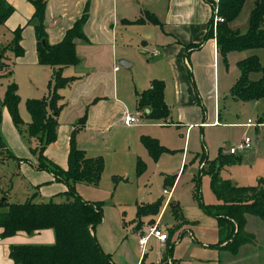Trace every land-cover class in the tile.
I'll return each instance as SVG.
<instances>
[{
	"label": "crops",
	"instance_id": "crops-1",
	"mask_svg": "<svg viewBox=\"0 0 264 264\" xmlns=\"http://www.w3.org/2000/svg\"><path fill=\"white\" fill-rule=\"evenodd\" d=\"M7 1L15 10L4 24H0L1 53H4L3 61L9 65L7 71L0 75L2 79L1 77H7L9 72L8 83L5 86L0 85V100H3L8 85L15 81L20 95L19 109L25 123L23 126L26 128L31 121L26 101L29 98H43L49 94V83L54 69L39 61L37 20L32 18L35 13L32 0ZM211 1L219 0H47L45 28L51 44L59 43L64 38L66 32L73 27L87 7L89 17L83 28L88 41L75 39L79 62L63 68L65 77L75 79L59 91L63 108L58 116L57 139L46 147L45 155L62 168H68L72 134L80 126L79 120L85 114L87 119L85 125L76 133V143L79 148L85 150L87 156H102L106 163L107 154L111 150L115 154L120 151L131 152L132 138L121 135L116 129L121 124L126 129L146 128L159 124V122H145L151 120L137 106L138 93L148 89L154 79L165 82V101L170 108V116L163 119L166 123L164 126L174 125L184 128L185 125V140L190 130L197 125L220 126L222 124L221 91L228 92L230 98L238 100L231 96V88L238 78H230L227 69V73L224 71L223 74L221 71L220 62L224 57L219 52L216 37L205 39L214 12ZM256 1H252L250 11ZM234 21L230 24L232 28L242 33L248 30L242 31ZM20 27L24 53L16 56L12 47L6 50L3 47L12 41L14 31ZM214 30L216 32L215 27ZM197 44H200V47L193 46ZM244 51L228 53L224 62L232 54L235 58V53H244L236 57L238 60L235 58L236 64L243 58L257 54L255 49ZM119 61L120 63L126 61L127 64H122L123 67L120 68L117 64ZM123 74L128 75L129 81L122 83ZM128 113L140 114L139 123L126 125L123 118ZM1 131L8 146L13 148V152L18 157L16 160L21 165L19 172L21 179L19 183L15 182L12 185L11 191L0 188V199L5 192L9 197H12L11 192H19L18 195L21 192L24 199L28 200L32 195L37 194L40 200H45L56 197L68 189V185L55 180L50 171L36 168L38 155L32 152L31 147L36 145L37 140L35 138L29 140L27 134L20 131L6 106L1 108ZM150 134L157 136L158 140L167 145V140L161 132H150ZM219 149H223V155L239 157L240 161L243 152L252 147L238 154H231L230 147L222 146ZM251 170L260 178L264 173L263 169H256L255 166ZM220 175L236 185L247 186L245 183L248 182L234 180L232 173L230 176ZM176 181L177 178L171 188H164L171 189L172 193L169 195L163 190L167 197L158 214L143 215L139 218L136 212L135 218L129 221L124 218V213V219L121 218L124 223L122 232L132 225V232L140 238L148 234L155 225L162 229L163 214L168 208L172 211L171 203L178 205L182 220L185 221L180 203L174 199ZM92 185L98 186L83 181L75 184L78 193L84 199L103 201L106 207L105 201L98 199L101 198L100 194L91 189ZM143 203L149 202H137V208ZM174 219L176 226L179 220L175 216ZM259 219L257 216L247 214L245 229L253 234L254 240L242 244L235 251L227 248L226 243L212 246L220 241L219 223L217 232L210 236L198 226L195 228L184 226L186 222H190L185 221L174 234H170L167 242H161L154 235L150 236L149 242L154 239L163 247L158 264H264V229ZM102 223H106L104 218ZM101 224L95 233L103 249L112 255L116 264H145L148 261L149 253L142 248V253L138 255L130 252L129 249L123 250L125 254L121 252L120 243L128 239L120 237L117 226L112 228V233L108 236L101 230ZM171 229L172 227L167 233H170ZM1 232L2 228H0ZM55 242L56 234L53 228L32 233L18 231L15 235L5 238L0 236V264H15L10 257V247L13 244L41 245ZM171 247L172 253L167 254ZM146 264H154V262Z\"/></svg>",
	"mask_w": 264,
	"mask_h": 264
},
{
	"label": "trees",
	"instance_id": "trees-1",
	"mask_svg": "<svg viewBox=\"0 0 264 264\" xmlns=\"http://www.w3.org/2000/svg\"><path fill=\"white\" fill-rule=\"evenodd\" d=\"M35 6L33 19L36 22L38 40V57L42 64L53 67L52 79L49 83V94L43 98H29L26 101L31 121L24 128L19 105L20 95L18 85L11 82L3 100H0V164L10 159H18L8 146L1 131V108L6 106L15 125L22 133L27 134L29 140L36 139L37 143L31 147L32 152L38 155L39 170L50 171L55 180L64 182L68 189L50 200H38L37 194L28 200L10 201L5 195L0 199V228L2 238L15 235L18 231L32 233L45 228H53L56 234L54 244H13L10 247V257L15 264H116L110 253L106 252L95 231L103 222L104 202L84 199L77 191V182H87L98 185L105 169V160L102 156L89 157L85 150L76 143V133L85 125L87 115L80 120V126L73 131L71 148L68 158V168H62L45 155L46 147L57 139L58 116L63 108L60 103V89L67 86L74 77H65L63 68L79 62L75 39L88 41L83 31L89 17L88 7L83 15L74 23L64 38L56 44H51L47 38L45 28V13L47 0H32ZM246 0H219L212 2L214 12L209 22L206 38L216 37L220 54L226 59L232 51L264 48V0H257L250 13L249 28L245 33L231 27L241 13ZM218 8V12H215ZM14 7L7 0H0V24L14 12ZM216 15L224 18L218 22L216 32L214 19ZM216 35V36H215ZM22 28L14 31V38L3 49L12 47L16 56L24 53L21 45ZM200 47V44L193 45ZM4 53L0 55V69L9 68L4 61ZM240 76L231 88V96L242 101H253L264 98V62L257 54L250 55L238 61ZM261 73L258 79H252L251 74ZM138 109L150 120L165 119L170 116V108L165 101V82L154 79L150 87L138 93ZM145 147L157 159L163 147L156 138L148 135L142 137ZM32 143V142H31ZM165 148V149H164ZM239 157L223 155L219 150L217 158L208 161L202 167L203 173L211 177V188L219 202L213 205H203L208 215L215 217L219 223L220 241L212 246L226 243V247L235 251L242 244L252 242L254 236L245 231L247 214H252L264 222V177L259 178L254 186H239L220 175L222 165L239 161ZM144 163L138 160L137 172L142 173ZM177 176H165L166 186H173ZM199 191V188L196 189ZM62 201L55 199L61 198ZM62 199V198H61ZM162 200L155 203L139 204L137 216L156 215L160 212ZM173 214L178 224L170 230L174 234L177 228L184 224L177 204L171 203ZM172 253V247L167 254Z\"/></svg>",
	"mask_w": 264,
	"mask_h": 264
},
{
	"label": "rangeland",
	"instance_id": "rangeland-1",
	"mask_svg": "<svg viewBox=\"0 0 264 264\" xmlns=\"http://www.w3.org/2000/svg\"><path fill=\"white\" fill-rule=\"evenodd\" d=\"M252 1L253 0L247 1L243 10L234 21V24L242 31L249 28ZM255 51L260 56L261 61L264 62V48H258L255 49ZM232 55L228 56L226 62H224L225 59L222 60L221 58V71L224 74V71L227 73L228 70L227 74L230 78H239L240 69L238 64H236V60H238L237 58L241 55H244V53H235V58L237 57L236 60L234 55ZM117 64L120 68L123 67L120 61L117 62ZM4 72H6L5 68L0 69V75ZM8 74L5 78L3 76L1 77L0 85L3 84V86H5L8 83ZM261 76V73L251 74L252 79H258ZM121 81L122 83L124 81H129L128 75L123 74ZM228 95V92L221 91L220 109L222 124L220 126L208 127L197 125L190 130L187 140H185L184 137L186 133L185 125L184 128H179L174 125L164 126L166 123L163 119H160L161 121H145L159 122L158 125H150L146 128L133 127L131 129H126L122 124L117 127L116 131L121 135H128L132 138L131 152L120 151L115 154L114 151L111 150L110 153L107 154V162L105 163V169L100 184L98 186L92 185L91 189H94L98 195L100 194L101 198L98 199L104 200L106 203V207H104V223L105 221L106 223L101 224V230L110 236L112 228L117 226L120 237L128 239L120 243L119 249L121 252L124 253L123 250L129 249L130 252H135L137 255L142 253L139 245V236H135L132 232V225H129V227L125 228L122 232L124 227L123 219L125 218L131 221L135 218L138 210L137 202L144 201L152 204L155 203V201L162 200V205H164L167 195L163 193V190L165 187L171 188V184L166 186L167 184L164 183V175H168L171 178L178 175L175 184L174 199L179 201L185 221H190L186 222L184 226H190L192 228L198 226L201 231H204L210 236L217 232L218 222L216 218L206 214L203 205H213L219 202V200L211 188L210 175L201 171L202 167L208 164V161L215 159L219 155V148L222 146L229 148L240 144L246 137H250L252 140V149L244 151L240 161L222 165L219 172L227 176H230L232 173L234 175V180L248 182L245 183L247 186L257 185L259 181L258 178L260 177L255 175L251 169H254L255 166L256 169L264 170V123L261 124V122H264V99L261 98L258 102H243L241 100H234ZM207 108L208 106L206 105V113ZM249 119L254 122L252 127L246 125ZM142 120L141 118V121ZM157 131L162 133L165 140H167V145L158 140L159 138L157 136L150 134V132L156 133ZM143 134L156 138L159 143L166 148H164L165 150L161 152L157 159H155L145 147L142 141ZM138 157H140V160L144 163L142 173L137 172ZM20 166L21 165L16 159H11L5 164L0 165V188L11 191L12 185L15 184V182H20ZM261 177H264V173ZM197 187L199 191L196 190ZM18 193L11 192L10 194L12 197H9L8 193L5 192V194L1 196V199H4L5 195H7L10 201L19 200L22 202L27 200L22 197L21 192L19 195ZM58 196L61 195H57V197ZM36 198L38 197L36 196ZM61 198L55 200H64L63 196ZM38 200L40 199L38 198ZM47 200L50 199H45V201ZM124 213L125 216L123 218ZM257 218L259 219V217ZM259 220L264 229L263 220ZM175 224L172 211L168 208L165 210L161 221L162 230L167 232V230L171 227L173 228ZM245 231L249 233L246 229ZM168 234L170 236L169 232ZM176 235L177 232L174 238H176ZM188 235L189 234H187V236ZM162 248L161 244L151 239L145 249L149 253V256H147L148 261H146L145 264L151 261L154 262V264H158L159 258L162 257Z\"/></svg>",
	"mask_w": 264,
	"mask_h": 264
},
{
	"label": "built area",
	"instance_id": "built-area-1",
	"mask_svg": "<svg viewBox=\"0 0 264 264\" xmlns=\"http://www.w3.org/2000/svg\"><path fill=\"white\" fill-rule=\"evenodd\" d=\"M215 12H218V8H215ZM218 22H224V18L220 15H216L214 19V27L216 29ZM158 52V51H156ZM123 121L126 125H133L138 124L140 121V114H125ZM247 125H253V121L249 119ZM252 147V140L250 137H246L243 142L237 144L235 146L230 147L229 152L231 154H238L239 152L250 149ZM164 193L171 195V189H164ZM154 235L157 237L161 242L165 243L169 239V234L164 232L158 225H155L148 234L139 238V244L143 250L146 249L147 245L149 244L150 236Z\"/></svg>",
	"mask_w": 264,
	"mask_h": 264
},
{
	"label": "water",
	"instance_id": "water-1",
	"mask_svg": "<svg viewBox=\"0 0 264 264\" xmlns=\"http://www.w3.org/2000/svg\"><path fill=\"white\" fill-rule=\"evenodd\" d=\"M121 64L125 65V64H127V63H126V61H121Z\"/></svg>",
	"mask_w": 264,
	"mask_h": 264
}]
</instances>
